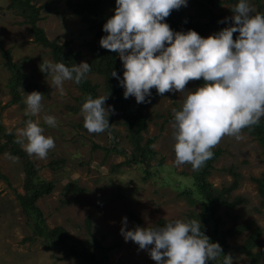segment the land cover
<instances>
[{"label":"rangeland","instance_id":"1","mask_svg":"<svg viewBox=\"0 0 264 264\" xmlns=\"http://www.w3.org/2000/svg\"><path fill=\"white\" fill-rule=\"evenodd\" d=\"M66 1L33 0L32 4L41 7L36 27L42 28L50 40L64 45L65 51L82 52L83 58H79L76 64L87 62L89 56L85 44L93 38V32L80 16L68 9ZM220 1L187 0L185 12L193 17L191 22L208 21L209 16L203 15L208 11L200 6L203 2L214 14L225 10L224 18L231 21L233 13L228 9L232 3ZM250 2L256 10V0ZM26 19L10 6V0H0V128L3 126L7 133L16 136V130L22 128L27 119L23 96L33 90L39 91L42 93V110L32 119L44 127L46 135L54 138L55 147L44 159L28 155L22 160L8 150H0V264H83L81 258H64L61 250L46 248L41 238L28 239L32 234V219L23 210L24 203L31 198L24 186L27 161L34 164L35 177L39 181L55 184L50 193L36 201L49 228L61 226L75 240L84 242L89 239L94 243L93 250L98 260L101 248L106 249L104 264H156L147 249H140L130 239L125 241L120 229L123 217H127V228H130V212L140 219L144 227H152L162 219L199 218L203 212L199 202L191 200L196 196L186 193V188L193 187L192 178L202 167L193 170L188 163H174L172 109L181 107L180 92L146 97L144 109L149 116V125L143 132L142 143L154 136L152 148L156 152L152 160L156 161L155 166L146 168L135 161L137 156L133 154L128 130L122 124V115L108 98L105 107L111 105L115 110L114 113L110 110L109 114L112 116L111 131L107 128L101 133H89L83 127L80 111L68 110V105H76L80 91L71 80L64 82L65 95L62 97L50 86L51 77L42 73L38 65L42 59L55 61L50 48L37 41L34 26ZM5 50H9L13 60L28 75L24 85L19 87L20 103H11V72L5 67ZM86 75L93 83L99 84L100 95L106 96L103 77L95 72ZM199 85L196 80H190L185 87L194 89ZM130 97L137 103L134 96ZM44 114L56 117L55 128L43 123ZM5 140L3 136L1 142ZM212 150L221 151L207 175L215 187L221 188L232 182L233 176L225 169L234 166L241 174L240 186L231 197L237 196L240 201L229 211L226 207L220 209L225 227L246 222L251 227L229 238L228 242L241 246L251 230L257 227L261 228L260 237L264 239V206L256 184L251 180L252 176H260L264 171L261 144L254 135L242 130L241 139L226 135ZM87 218H90V223ZM235 254L234 259L239 264L249 262L245 254ZM259 264H264V255Z\"/></svg>","mask_w":264,"mask_h":264},{"label":"clouds","instance_id":"2","mask_svg":"<svg viewBox=\"0 0 264 264\" xmlns=\"http://www.w3.org/2000/svg\"><path fill=\"white\" fill-rule=\"evenodd\" d=\"M186 5L187 0H115L114 15L103 24L106 35L99 43L117 52L122 61V78L114 69L110 75L123 87L125 99L134 96L138 104L146 102L153 88L159 95L180 92L181 107L172 109L174 163H188L198 170L212 158V149L222 137L239 140L242 129L264 117V13L256 11L250 0H238L231 9L230 26L205 37L193 29L174 31L166 22L173 9ZM233 33H238L235 39ZM38 67L51 77L48 83L61 97L65 81L80 84L90 71L86 61L66 66L42 59ZM201 78L203 83L194 89L185 87L188 81ZM107 97L85 96L80 113L89 133L108 128L110 110H115L105 107ZM41 102V92L25 93L27 119L16 130V142L37 159L46 158L55 147L54 138L32 119L41 113ZM42 119L50 127L57 126L54 115L44 114ZM120 231L125 241L147 249L156 264H207L221 253L222 264L234 261L202 232L200 220L176 218L162 226L129 229L123 217Z\"/></svg>","mask_w":264,"mask_h":264},{"label":"trees","instance_id":"3","mask_svg":"<svg viewBox=\"0 0 264 264\" xmlns=\"http://www.w3.org/2000/svg\"><path fill=\"white\" fill-rule=\"evenodd\" d=\"M33 0H10V6L16 8L19 13L27 17V21L34 26L33 31L36 34L38 42L44 46L49 47L53 59L55 62H63L66 66H72L77 63L79 58H83L82 52H74L72 49L69 51L64 50V45H60L57 40H50L42 28L36 27V22L39 19V12L41 7H37L32 4ZM228 3H232V7L228 11L232 12V8L238 2V0H226ZM68 9L72 10L75 14L80 16L82 22L88 26V29L93 32V38L85 44L87 47L88 63L90 64V71L101 75L103 81V91L108 95L109 101L122 115V124H124L128 130L129 136L133 142L134 155L136 162L142 163L146 168L152 167L156 162H152L156 152L153 150L152 145L155 141V137L152 136L147 139L143 144V132L147 130L149 125V116L145 112V102L135 103L129 96L127 99L123 96V87L119 84L116 77L110 75L114 69L118 75L122 78L123 66L119 55L115 51H110L100 46V38L106 33L103 31V24L107 18L111 16L115 9V0H67ZM212 3L213 0H207ZM219 3L221 1L219 0ZM256 11L264 13V0H256ZM200 6L208 11L209 20L206 22L196 21L191 22V16L185 12V6H181L179 9H173L170 14L165 18L166 22L174 31H187L189 29L196 30L200 35L206 33H213L224 27L230 26L232 21L225 20L224 16L226 11L221 9L220 13L214 14L212 10L207 7V3L200 2ZM112 11V12H110ZM238 33H233L235 39ZM4 56L6 58L5 67L11 72L10 88L12 93L11 103H20L22 101V95L19 91V87L24 85L27 74L23 73L21 66L17 64L9 50H5ZM199 84L203 83V79L196 80ZM76 87L80 91V95L76 98V105H68V110L75 113L80 111V107L84 101L86 95L91 94L93 97L100 95L99 84L93 83L86 75V78L80 83L76 84ZM151 97L156 96L155 89L151 90ZM107 115V114H106ZM109 130L112 128V116L109 115ZM252 135H254L262 146L263 162H264V118L260 119V122L250 127L242 129ZM6 137L4 142L2 137ZM99 147V146H97ZM0 150H8L12 155L23 159L28 158V154L20 148V144L16 142V136L13 133H7L3 126L0 128ZM214 155L211 159L207 160L202 166L201 171L192 178L193 187L186 188V193L195 195L196 197L191 200L198 201L202 214L199 218H194L201 222V230L212 241L218 242L224 253H230L233 257H236V252L243 253L248 257L249 262L247 264H259L261 257L264 255V239L260 237L261 228L251 230L250 234L243 241L241 246H234L228 242L229 238L242 234L245 230L251 228L249 223H234L230 227H225V220L220 214V209L226 207L229 211L237 205L240 201L239 197L231 199L234 191L240 186L241 174L235 170L234 166H231L225 171L233 176L232 182L227 186L221 188L215 187L208 181L207 175L210 173L209 169L213 166V162L220 156L221 151L212 150ZM151 159V160H150ZM155 166V164L153 165ZM25 171V190L28 196L31 198L28 202L24 203L23 210L29 214L28 217L32 219L31 227L32 234L28 239L37 240L42 239V243L48 249H59L64 253V258H81L83 264H104V252L106 249L101 248V258L98 260V256L93 250L94 243L89 239L82 242L73 239L68 230L61 226L49 228L45 220L42 219L41 211L36 206V201L51 192L54 188V182L39 181L36 177V169L32 162H26L24 166ZM147 171H149L147 169ZM251 180L256 184L258 194L261 198V203L264 206V171L260 176H252ZM19 198L21 197L18 195ZM231 199V200H230ZM89 217V216H88ZM131 226L129 229L135 226H141L140 219L130 212ZM86 221L90 223V218ZM167 220H159L154 226H162ZM96 241V240H94ZM93 243V244H92ZM151 247V245L149 246ZM259 247V250L256 248ZM223 253L213 261H208L207 264H222ZM233 264H239L235 259Z\"/></svg>","mask_w":264,"mask_h":264}]
</instances>
